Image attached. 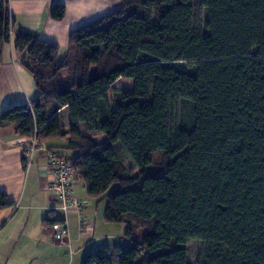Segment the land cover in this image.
I'll return each instance as SVG.
<instances>
[{"label": "trees", "instance_id": "trees-1", "mask_svg": "<svg viewBox=\"0 0 264 264\" xmlns=\"http://www.w3.org/2000/svg\"><path fill=\"white\" fill-rule=\"evenodd\" d=\"M121 2L72 30L60 63L56 44L15 37L38 96L3 110L0 127L29 139L38 129L42 145L64 141L69 155L46 148L71 162L89 197L106 201V222L124 224L129 246H99L80 264H193V240L206 244L194 264H264V0ZM194 5L204 9L199 29ZM65 12L50 8L54 20ZM10 21L0 0V55ZM48 99L56 107L46 114ZM12 205L0 192V209Z\"/></svg>", "mask_w": 264, "mask_h": 264}, {"label": "crops", "instance_id": "crops-1", "mask_svg": "<svg viewBox=\"0 0 264 264\" xmlns=\"http://www.w3.org/2000/svg\"><path fill=\"white\" fill-rule=\"evenodd\" d=\"M3 1L12 22L9 39L3 43L0 55V114L12 106L30 105L38 96L34 79L22 63L24 55L14 49L18 34L28 33L56 44V60L60 63L69 54L72 30L109 15L122 5L121 0ZM54 4H62L66 9L61 20L50 16ZM57 112L66 113V107L58 108ZM29 143V138L19 136L14 126L0 127V192L13 202L12 206L0 209V264H78L79 252L82 259L86 252L102 245L112 246L117 242L125 245L122 223H114L121 226L116 229L113 223L104 220L106 201L89 197L82 180L71 184L79 206H70L65 211L58 209L56 196L48 185L50 158L37 150L28 166L25 149ZM43 144L57 155L70 153L62 140ZM55 219L58 222L51 223ZM82 221L87 226V236L77 233ZM62 226L67 227L68 233L63 241H57L54 233Z\"/></svg>", "mask_w": 264, "mask_h": 264}, {"label": "built area", "instance_id": "built-area-1", "mask_svg": "<svg viewBox=\"0 0 264 264\" xmlns=\"http://www.w3.org/2000/svg\"><path fill=\"white\" fill-rule=\"evenodd\" d=\"M38 129H34L33 136L29 139L30 143L25 149V155H26V163L29 166L30 164V157L32 156V153L35 151H43L47 154V156L50 158L49 163V172L51 179L48 182L50 190L53 191V193L56 196V200L58 203V209L60 210H66L70 206H79L78 199L73 195L71 184L74 181L75 177V168L71 164V162L57 156L54 153H51L48 151L46 147H44L41 143L39 144L36 140L35 134L37 133ZM28 158V159H27ZM82 220V219H81ZM84 221L81 222L80 228H81V235L87 236V228ZM68 233L67 227H63L56 231L54 233V237L57 241H63Z\"/></svg>", "mask_w": 264, "mask_h": 264}, {"label": "rangeland", "instance_id": "rangeland-1", "mask_svg": "<svg viewBox=\"0 0 264 264\" xmlns=\"http://www.w3.org/2000/svg\"><path fill=\"white\" fill-rule=\"evenodd\" d=\"M155 16H156L155 11H152V13L150 15V18H149L151 23L155 22ZM203 16H204V9L201 6L194 5L193 25H194L195 29L202 28L201 24L203 22ZM60 78L64 82L68 81V77H63L61 74H60ZM54 106H56V103H55L54 100H49L48 99V100H45L43 102V110H44V112L46 114H49L53 110ZM173 107L178 111L179 107H178L177 104L173 105ZM66 113H62L61 112V115H60V113L58 112V114L60 115L62 124L64 126V129L67 130L69 122H70L69 117H68V109H67V107H66ZM176 117H177V114H173V118H176ZM79 129H80V131L82 133H87L90 137H92V139L94 141L101 142L102 137H103L101 133L96 132V131H88V130H86L85 127H84V124H79ZM160 156H161V152L155 153L153 155V160L155 162L159 163ZM153 170L162 171V169H160L158 167H154ZM117 185H118L117 183H113L109 190L111 191V190L115 189L117 187ZM113 226H115L116 229H118V227H121L119 224H114V223H113ZM123 227H124V225L122 224V233L124 231ZM80 231H81V228H80V225H79V227L77 226V233H79ZM87 233H88V230H87ZM141 234H142L141 230H135V234L132 236L134 238L133 240L139 241L140 238H141ZM131 239L132 238L128 239L127 237H124L125 245H122V246L123 247L129 246V244H131ZM109 242H111V241L109 240ZM205 248H206V244L204 242H202V241H196V240L190 241L187 244L188 260L191 263H193V264L196 263L201 258L202 254L205 251ZM76 259H77V263L80 264V260H81L80 252H79V254H78Z\"/></svg>", "mask_w": 264, "mask_h": 264}]
</instances>
